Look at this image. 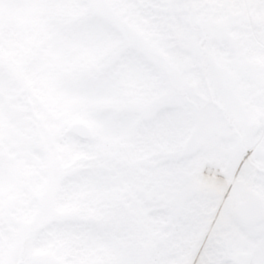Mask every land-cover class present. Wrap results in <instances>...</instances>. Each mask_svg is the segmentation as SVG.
<instances>
[{
	"label": "snow or ice",
	"instance_id": "obj_1",
	"mask_svg": "<svg viewBox=\"0 0 264 264\" xmlns=\"http://www.w3.org/2000/svg\"><path fill=\"white\" fill-rule=\"evenodd\" d=\"M0 264H264V0H0Z\"/></svg>",
	"mask_w": 264,
	"mask_h": 264
}]
</instances>
